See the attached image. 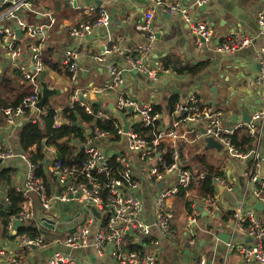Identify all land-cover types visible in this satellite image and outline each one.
<instances>
[{
	"label": "crops",
	"instance_id": "crops-1",
	"mask_svg": "<svg viewBox=\"0 0 264 264\" xmlns=\"http://www.w3.org/2000/svg\"><path fill=\"white\" fill-rule=\"evenodd\" d=\"M194 1L164 0L168 4L179 2L183 7L186 6L195 18L209 21L213 27V36L210 42L201 46L194 44L190 26L181 12L165 11L161 7H156L153 0L114 2L74 0L72 6L67 0H37L36 4H32V10L23 8L18 15L27 23L48 22L49 13L54 17V22L46 28L41 46L44 69L39 81L56 90L55 94L47 98L48 104L60 112L69 101L70 93L79 88L86 102H99V105L117 118L109 110L108 104H114L117 94L124 93L135 97L140 104L149 103L153 107L155 105L161 107L163 122L172 126V111L167 113L168 97L177 94L178 98L182 99L190 92H195L202 102L212 106L216 104L224 106L225 125L234 126L241 121L242 114L237 106L238 102L242 101L245 110L251 115L262 103L264 95V79L260 78V64L256 57L260 46L264 44V35L257 24V12L264 7V0H206L202 4H205L204 9H201L202 5L198 8L192 7ZM90 4L95 6L102 4L106 7L111 15L110 26L95 27L82 36H73L70 28L74 24L92 19L96 15V7L91 12L82 10V6ZM151 8L153 16L150 24L155 32V39L151 42L148 52V64L153 68L156 66L160 69H170L169 72L161 71L157 79L149 78L129 64L130 59L137 57L138 46L147 42L140 26L145 21V13ZM2 24L18 29L15 21ZM232 31L252 35L253 42L234 52L216 50L215 45ZM19 35L21 55L17 60L21 61V65L29 66L30 39L22 30ZM104 46L107 48L114 46L117 50L111 54H104ZM66 48L78 50V77L75 81L69 78L62 63L63 51ZM99 56L101 59H98ZM15 62L16 60H12L0 49V98L3 101L0 108L17 103L24 96L12 102L19 91L22 93L31 89V84L23 78ZM110 65L119 66L124 70L125 82L118 88H107ZM173 66L187 68L185 72L177 73L171 70ZM191 69L197 72L193 74L190 72ZM5 79L10 80L9 84ZM212 87L216 88V96ZM202 89L206 94L201 93ZM45 110L36 107L27 116L35 117L36 120H33L37 121L38 116ZM105 115L108 113L105 112ZM25 117L10 126L6 124L0 112V145L16 153L15 156L0 161V203L4 207L9 204L4 198L9 195L5 180L1 179L2 173H8L9 184L17 191L16 188L21 185L27 170V163L19 156L24 151L18 139V128ZM91 136L94 143L110 157L115 154L123 155L131 164L134 177L138 181L134 194L142 198L143 219L151 224L154 220L153 194L156 187L153 185L154 180L149 179L150 163H144L137 154L129 152L124 139L120 136L118 140L110 139V136L107 138L93 137V134ZM200 142H203L202 147L206 149L202 138L188 142L181 149L182 161L195 173L204 171L202 166L198 167L203 157L210 162L207 154L202 153L200 149L192 151L191 144ZM84 144L82 148H85ZM250 148L253 149L250 156L234 158L227 153L230 157L227 165H215L224 172L220 176L226 179L230 188L216 186L214 216L207 213V199L195 196L190 189L181 194L180 191L183 189L181 188L176 195L166 201V208L172 214L170 231L173 236L161 234L153 227L149 236H141L136 232L127 234L123 240V247L127 249V245L132 244L142 252L154 254L158 264H187L191 257L200 253L205 255L207 264H239L240 254L236 251L228 252L226 243L219 239L217 234L218 232L230 234L229 241H250L232 222V212L240 203L246 208L256 209L260 215L264 214L262 201L264 193L256 195L254 192L255 185L260 186V182L264 180V122L259 137ZM165 155L164 153L162 156L168 159ZM52 159V156H47L43 171L48 179L46 181L48 190L57 192L59 186L47 173ZM256 159L261 161L258 168L259 180L255 183L249 178L248 171ZM159 163L160 161L156 159L151 165ZM169 179L162 180L161 185ZM257 201L261 202V208L254 207ZM187 202L190 209L186 207ZM34 216L31 221L20 222L17 231L20 226L32 227L50 238L54 235L69 234L74 231L77 224L90 222L88 237L90 243L74 249H68L60 244H48L45 247L32 246L19 250L12 232L6 229L0 217V244L5 245L9 252L17 253L19 264H46L47 257L55 251L74 255L77 264H117L111 254V245H105L101 251L91 245L94 233L104 222V211L77 199L67 202L56 200L47 210H43L36 202Z\"/></svg>",
	"mask_w": 264,
	"mask_h": 264
},
{
	"label": "built area",
	"instance_id": "built-area-1",
	"mask_svg": "<svg viewBox=\"0 0 264 264\" xmlns=\"http://www.w3.org/2000/svg\"><path fill=\"white\" fill-rule=\"evenodd\" d=\"M114 2L116 0H104ZM206 0H195L192 7H199ZM156 7H161L165 11H179L190 26V34L194 44L197 46L205 45L211 41L213 27L208 20L195 18L188 8L183 7L179 2L166 3L164 0H153ZM72 6L74 0H67ZM97 8L93 19L79 21L70 28L73 36H82L95 27L108 28L111 24V15L102 4L84 5V12H91ZM32 10L31 0H0V49L8 54L12 60H16L15 66L22 73L23 78L31 84L30 93L24 95L15 104H8L0 108L6 124L13 126L17 121L26 116V110L35 109V103L40 94L39 76L44 69L42 58V42L44 41L45 31L54 22V17L49 13V21L39 24L25 22L19 17V12L23 9ZM153 8L145 13V21L140 26L146 43L138 46V55L130 59L134 69L145 73L151 79H157L159 73L169 72L170 69L150 67L148 64V52L151 42L155 39V32L151 27ZM16 22V28L24 32L30 39L29 51L31 63L29 66L21 65L18 61L21 55L20 35L11 25H3L4 22ZM257 24L264 35V7L257 12ZM252 35L232 31L223 40L215 45L218 51L234 52L237 49L248 46L253 42ZM117 50L114 46L107 48L104 46V54H111ZM257 61L260 64V78L264 79V44L260 46L257 54ZM101 59V56L98 57ZM62 63L71 80L75 81L78 77V50L76 48H66L63 51ZM110 74L107 88H118L125 82L123 68L110 65ZM83 92L76 88L69 95V100L79 101L84 106L87 113H93L91 105L80 99ZM114 105L117 109L127 112L126 118L130 121V128L127 132L123 131L122 123L117 120L114 123L116 134L124 139L126 149L135 153L140 160L149 164V179L154 180L156 187L153 194V213L154 220L151 224L143 219L144 204L140 196L134 194L138 187V181L134 177L133 168L123 155H118L116 160L122 165L118 176L109 177L111 173L110 156L103 152L101 147L94 143L93 137L107 138L110 135L97 128H87L85 136V157L79 167L63 164L56 156V149L53 146L46 147V157L52 156L51 164L47 168V173L52 176L59 190L49 191L43 177L36 174V166L28 159L24 153L19 156L27 163V170L24 174L21 185L16 188L20 193V201L16 212L10 214L5 223L8 231L12 232L16 246L19 250L29 249L32 246L45 247L48 244H60L68 249H74L88 245L90 222L77 224L74 231L66 235H54L47 237L41 232L30 235L27 232H18L16 222H28L34 219V205L38 202L43 210L51 207V204L59 200L67 202L77 199L82 203L91 204L94 208L104 211V222L94 233L91 245L101 251L105 245H111V254L117 264H158L156 255L145 253L141 250H127L123 247V240L129 233L136 232L141 236H149L154 227L161 234L173 236L170 231L172 214L166 208V201L176 195L181 188H187L192 183L202 179L206 172L195 173L182 161L181 149L188 142L198 141L211 137L221 144V149L234 158H244L253 153V149L247 148L240 150L232 142V135L236 130H245L252 143L260 135L264 122V95L262 103L252 111L250 122L243 123L238 121L234 126L224 124L223 109L202 102L195 92H190L184 98L178 99L172 110V126L164 123L162 112L155 110L152 104L143 103L131 95L119 93L116 96ZM44 113V112H43ZM95 116H106L104 108H99L94 113ZM30 117V116H29ZM32 121L35 117H30ZM53 126L58 127L62 123V118L58 112L53 115ZM134 124L151 131V136H145L136 131ZM87 126V125H86ZM93 128V130H92ZM182 128V129H181ZM163 142L170 148V161L162 155L166 152ZM16 153L11 149L0 145V161L15 156ZM159 160V164L151 163ZM260 159H256L248 176L253 182H258V168ZM104 175L106 180H99V176ZM170 178L164 185L161 181ZM215 187L217 185L230 188L223 176L213 177ZM256 195L264 193V180L260 186L255 185ZM6 203H10L9 197L4 198ZM264 202V194L262 196ZM207 213L214 216L216 213L215 193L207 202ZM232 222L235 227L242 231L250 241L226 242V250L236 251L240 254L239 264H264V214H258L254 208H246L240 203L232 212ZM36 228L38 226L36 225ZM20 259L17 253L7 250V247L0 244V264H19ZM46 264H77L74 255L62 251H55L46 259ZM187 264H207L204 254H197L191 257Z\"/></svg>",
	"mask_w": 264,
	"mask_h": 264
},
{
	"label": "trees",
	"instance_id": "trees-1",
	"mask_svg": "<svg viewBox=\"0 0 264 264\" xmlns=\"http://www.w3.org/2000/svg\"><path fill=\"white\" fill-rule=\"evenodd\" d=\"M36 1L37 0H31V3L36 4ZM186 68V66L183 68L173 66L171 70L181 73L182 71L185 72ZM190 72L194 74L197 71L191 69ZM5 81L9 84L10 80L5 79ZM30 91L31 89L22 93L19 91L12 102L20 99L23 95L30 93ZM178 99L177 94H172L168 97L167 113H170L173 110V105ZM0 103L3 104L1 98ZM89 104L92 107L93 113H87L84 106L80 105L79 101L71 102L69 100L66 105L62 107L60 112H58L62 118V123L58 127L53 126V115L57 111H55L53 106L48 104L47 99L45 100L44 105L40 108L41 110H46L38 116L37 121H32L31 118L27 116L31 111L30 108L26 110V117L18 128L19 143L28 159L36 166V174L43 177L45 182L48 180L43 171V165L47 158L46 147L53 146L56 149V156L59 157L63 164L79 167L85 157L84 148L81 146L86 141L85 130L87 128L92 126L97 127L107 132L110 135V139H119V135L116 134L114 129V123L117 121V118L110 114L107 109H104V111L107 112L108 115L95 116V111L104 107L97 102H91ZM154 108L157 111H162L161 107L156 105ZM133 126L135 130L141 134L148 137L151 136V131L149 129L142 127L140 124H134ZM231 138L234 145L240 150H245L251 147L252 137H250L245 130H236ZM162 145L166 147L165 156L168 158V161H170L171 150L164 142ZM116 158V154L110 157L111 173L109 174V177L118 176L119 171L122 168ZM201 161V165H198V167L202 166L206 175L197 182L192 183L187 188L181 189L180 193L182 194L185 190L190 189L195 196L209 200L212 198L216 189L213 183V177L215 175H223L224 172L217 166L211 164L204 157ZM1 179L5 180L4 182L8 188L7 192L10 200V203L6 204L7 207H4V205L0 203V217L5 224L8 216L16 212L18 209V201H20L21 196L19 192L15 191L14 187L10 186L8 173L3 172ZM99 180L104 181L106 180V177L104 175L99 176ZM185 204L186 207L190 209L189 203L187 202ZM18 232H27L30 235L38 233L36 229L26 226H20ZM127 250H138V247L128 244Z\"/></svg>",
	"mask_w": 264,
	"mask_h": 264
},
{
	"label": "water",
	"instance_id": "water-1",
	"mask_svg": "<svg viewBox=\"0 0 264 264\" xmlns=\"http://www.w3.org/2000/svg\"><path fill=\"white\" fill-rule=\"evenodd\" d=\"M204 8H205V4L201 6V9H204ZM16 32L19 34L20 30L17 29ZM258 66H259V64H258ZM40 84H41L40 97L37 100V102L35 103V107H37V108H41V106L44 104L45 100L48 97H50L52 94L56 93V90L49 88L45 82H41ZM212 91L215 94L216 88L212 87ZM215 96H216V94H215ZM80 99L83 100V97L80 96ZM97 103H99V102H97ZM237 106L240 109L241 114H242L241 115V122H243V123L250 122L251 115L247 110H245L243 102L242 101L238 102ZM108 108L113 114L116 115V117H118L120 119V121L122 123L123 131L127 132L130 128V121L126 118L127 112H123V111L117 109L113 103L108 104ZM92 130H93V128H92ZM204 142H205V148L206 149L215 148L217 150H221V144L209 136L204 139ZM217 187L221 188L222 186L217 185ZM254 207H256L257 209L261 208L262 207L261 202L257 201L256 204L254 205ZM204 213H206V212H204ZM16 224L18 226L20 224V222L17 221ZM217 235H218L217 237L225 243L228 242L230 239V234L225 233V232H218ZM248 240H250V238H248Z\"/></svg>",
	"mask_w": 264,
	"mask_h": 264
},
{
	"label": "rangeland",
	"instance_id": "rangeland-1",
	"mask_svg": "<svg viewBox=\"0 0 264 264\" xmlns=\"http://www.w3.org/2000/svg\"><path fill=\"white\" fill-rule=\"evenodd\" d=\"M204 89H202L203 91ZM201 93L202 94H206L205 91H203ZM217 107L221 108V109H225L224 106H222L221 104H216ZM191 149L192 151L195 150V149H200V151L202 153H206L207 156L210 158V162L214 165H217V166H224V165H227V161L228 159H230V157L228 156V154L223 150H217L215 148H212V149H203V142H200V143H197L195 145L191 144ZM195 154V153H194ZM183 156H185V153L183 151ZM190 166V165H189ZM191 169V168H190Z\"/></svg>",
	"mask_w": 264,
	"mask_h": 264
}]
</instances>
